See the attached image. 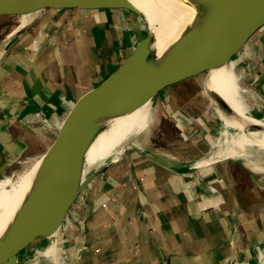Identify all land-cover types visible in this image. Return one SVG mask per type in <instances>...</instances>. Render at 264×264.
I'll use <instances>...</instances> for the list:
<instances>
[{
  "label": "crops",
  "instance_id": "obj_1",
  "mask_svg": "<svg viewBox=\"0 0 264 264\" xmlns=\"http://www.w3.org/2000/svg\"><path fill=\"white\" fill-rule=\"evenodd\" d=\"M142 24L124 9L31 15L0 39V108L13 113L88 81L132 51ZM237 65L241 71L224 66L203 80L214 114L198 100L187 101L200 105L199 114L186 113L180 100L167 105L182 140L200 133L205 147L196 156L151 149L145 136L127 144L148 157L134 149L121 153L69 210L57 245L55 238L42 243L26 264H264V152L216 158L228 151L224 142L218 147L221 123L228 131L264 136V47ZM193 124L209 130L192 131ZM253 125L259 130H245ZM18 132L29 131L11 135ZM3 139L0 145L9 149ZM37 164L9 178L3 194L32 191ZM11 207L0 206V235Z\"/></svg>",
  "mask_w": 264,
  "mask_h": 264
},
{
  "label": "water",
  "instance_id": "obj_2",
  "mask_svg": "<svg viewBox=\"0 0 264 264\" xmlns=\"http://www.w3.org/2000/svg\"><path fill=\"white\" fill-rule=\"evenodd\" d=\"M177 1L191 9L192 15L162 51L153 47V39L144 45L137 42L126 57L88 81L57 91L49 101L0 116V138L17 130L38 132L28 153L18 157L0 181L16 179L37 161L31 190L40 187L83 163L90 147L113 120L145 105L151 110L156 101L175 89L196 80L203 84L211 70L235 66L264 47V0ZM66 9H124L145 21L129 0H0V19ZM206 110L214 114L209 98ZM217 132L227 139L223 131ZM126 149L148 157L131 145L122 147L120 153ZM109 167L86 179L77 194ZM75 197L54 212L45 207L18 212L0 235V264H26L32 250L41 251L38 246L60 231Z\"/></svg>",
  "mask_w": 264,
  "mask_h": 264
},
{
  "label": "bare ground",
  "instance_id": "obj_3",
  "mask_svg": "<svg viewBox=\"0 0 264 264\" xmlns=\"http://www.w3.org/2000/svg\"><path fill=\"white\" fill-rule=\"evenodd\" d=\"M129 1L142 13L145 19L143 25L145 33L144 36L138 40L139 44L144 45L147 41L153 39V47L157 49L158 52L162 51L165 45L178 35L192 15L191 9L182 5L177 0ZM28 20L29 16H21L19 18V27L24 26ZM27 31L30 32L29 29ZM17 33L18 32H16V34ZM36 35L34 37H36ZM225 67L227 71L232 73L233 65ZM18 104L24 106L25 102L21 101ZM3 108L7 109L8 107L3 106ZM150 111L149 107L145 105L128 116L113 120L109 128L102 132L90 147L87 158L83 163L66 170L61 175L32 191L27 192V190L23 189L5 195L3 194V190L10 186L11 180L9 178L1 180L0 206L8 207L12 205L6 215L8 220L11 221L18 212H34L42 207L54 212L74 196L77 198L80 194H77V190L86 179L103 171L107 166H111L118 161L120 150L117 147L119 144L130 135L145 130L147 126L146 119ZM5 114V111L0 108V116ZM223 134L227 136V139H224L223 142L227 144L228 151L217 155V159L240 155V153L252 147H258L264 151V136L231 130H226ZM7 152L8 151L0 145V176L4 174L2 169L8 164L13 163V161L11 162L8 160ZM200 163L201 162L197 164Z\"/></svg>",
  "mask_w": 264,
  "mask_h": 264
},
{
  "label": "rangeland",
  "instance_id": "obj_4",
  "mask_svg": "<svg viewBox=\"0 0 264 264\" xmlns=\"http://www.w3.org/2000/svg\"><path fill=\"white\" fill-rule=\"evenodd\" d=\"M3 20L4 21H10L9 23L11 25L3 24L2 23ZM0 22L2 23V24L0 23V35H2V33L4 31L6 32L9 28V26H12L11 29H13V28L15 29L16 27H18L20 25L18 17L8 18L7 20L6 19H0ZM142 25H144V21H143ZM144 33H145V30H144V26H143L141 31H140L138 39L140 37L144 36ZM235 67H236L235 71H241V69L239 70V67L237 64L235 65ZM236 73L238 74V72H236ZM242 80H243V78H242ZM242 80H240V82H242ZM215 82H216V80H215ZM202 91H203L202 82L196 80L194 82L187 83L186 85H183V86L175 89L174 91H172L171 94L166 95V97L163 100L156 101V103L153 104L152 109L147 116V119H146V125L147 126H146L145 130L139 131V132H136V133L130 135L128 138H126L124 141H122L117 148L119 150H121L122 147H124L127 144H130L132 141L140 143L141 138L143 136H145V140L149 139L148 145L150 147H152L151 149H153V147H154L155 149H159V150H163V151L165 150L164 152H166V153L167 152H169V153L177 152L178 153L179 151H181V152H183L181 156L184 158H191L193 156H196L197 153L200 152L199 149H202V147H205V143L203 142V140L199 136L200 133L195 132V133L191 134V136L188 134L187 137H184L185 139L182 140L179 137L180 131H178L176 128H174V126L172 124V117L170 116V114L168 112L167 105H169V103H170V106H171L173 100L174 101L180 100L183 102L182 103L183 105L187 103L186 107L184 108L186 113L194 112L196 114H199V112L201 111L200 105L203 107V103H204V107H206V99H208L207 96H203ZM243 94H245V93H243ZM187 100H198L201 104L200 105L195 104V106H193L191 104H188ZM191 128H192L191 129L192 131H194L193 128L195 130L197 128H201V129H203V131L209 130L207 125H205V126L201 125L200 126V125L193 124L191 126ZM217 128L221 129V131H223V133L226 131L225 126H223L222 123L220 125H217ZM184 130H186V129H184ZM187 130H190V129H187ZM254 130L255 129H251V128L247 129V131H254ZM165 131L166 132L169 131V132L166 133ZM36 133H37L36 131L18 132V133H15L16 134L15 136L14 135L4 136L5 139H3V142H5V145L10 146L9 149H6V151H8L7 152L8 160L11 162L13 161V163H14L18 157L28 153L31 145L35 141L34 139H35ZM210 135H211V131L208 132V137ZM181 137H183V134L181 135ZM153 138L154 139L156 138V139L154 140ZM218 141H220L218 143V147H219V145L221 147V145H223L222 144L223 143L222 137H220ZM215 142H216V140H215ZM225 145H226L225 147L227 148L228 147L227 144H225ZM247 151L248 150H245V152H247ZM260 151L264 152L261 149H260ZM252 153L256 154L255 152H252ZM256 155H258V154H256ZM122 156H123V154L120 153L119 157H122ZM13 163L8 164L2 170L5 172L6 169H7L6 171H8L9 169L10 170L13 169L12 165H15ZM24 163H22L21 165H23ZM7 167H9V168H7ZM86 191H87V186H85V188L81 191L79 196L73 202L71 208L74 206V204H76L79 200H81V197L84 195V193ZM71 208H70V210H71ZM55 239L53 240V244H54L53 246H56L58 243L57 239L56 240Z\"/></svg>",
  "mask_w": 264,
  "mask_h": 264
},
{
  "label": "trees",
  "instance_id": "obj_5",
  "mask_svg": "<svg viewBox=\"0 0 264 264\" xmlns=\"http://www.w3.org/2000/svg\"><path fill=\"white\" fill-rule=\"evenodd\" d=\"M9 22H10V21H3L2 23H3V24L7 23L8 25H10ZM2 23H1V24H2ZM11 27H12V26H11ZM11 27H9L8 30L6 31L7 33H6V32H5V33H4V32L2 33V35H0V38L5 37L8 33H10V32L14 29V28L11 29ZM8 31H9V32H8Z\"/></svg>",
  "mask_w": 264,
  "mask_h": 264
}]
</instances>
